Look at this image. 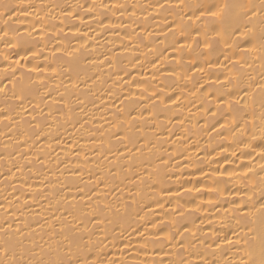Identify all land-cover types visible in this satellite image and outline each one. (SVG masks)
Segmentation results:
<instances>
[{
    "label": "bare ground",
    "instance_id": "1",
    "mask_svg": "<svg viewBox=\"0 0 264 264\" xmlns=\"http://www.w3.org/2000/svg\"><path fill=\"white\" fill-rule=\"evenodd\" d=\"M0 264H264V0H0Z\"/></svg>",
    "mask_w": 264,
    "mask_h": 264
}]
</instances>
